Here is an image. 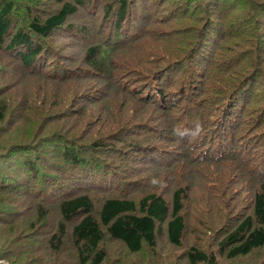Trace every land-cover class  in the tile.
<instances>
[{"label":"trees","instance_id":"16d2710c","mask_svg":"<svg viewBox=\"0 0 264 264\" xmlns=\"http://www.w3.org/2000/svg\"><path fill=\"white\" fill-rule=\"evenodd\" d=\"M0 264H264V0H0Z\"/></svg>","mask_w":264,"mask_h":264},{"label":"rangeland","instance_id":"374dc122","mask_svg":"<svg viewBox=\"0 0 264 264\" xmlns=\"http://www.w3.org/2000/svg\"><path fill=\"white\" fill-rule=\"evenodd\" d=\"M138 14H139V17L140 18H143V15L141 14V12L140 13L138 12Z\"/></svg>","mask_w":264,"mask_h":264}]
</instances>
